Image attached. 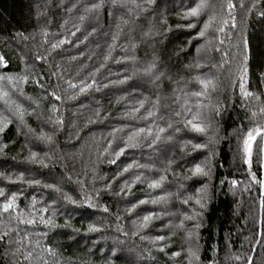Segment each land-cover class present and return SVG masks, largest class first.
<instances>
[{
	"label": "trees",
	"instance_id": "1",
	"mask_svg": "<svg viewBox=\"0 0 264 264\" xmlns=\"http://www.w3.org/2000/svg\"><path fill=\"white\" fill-rule=\"evenodd\" d=\"M197 2L117 0L113 6V0H0V56L7 65L0 75L17 81L0 82L8 93L0 98L5 193L0 204L15 194L23 217L35 221L20 224L0 214V222L18 231L0 241V264H264L259 183L264 138L253 145L251 166L243 153V139L254 126L251 112L264 107V0H232L235 27L229 18L224 32L213 26L199 39L203 24L189 29L195 19L183 18ZM245 38L250 46L245 87L255 94L247 100L237 73ZM61 40L68 43L53 50ZM153 61L156 67L145 74ZM198 76L216 80L212 101L221 108L219 115L213 112L207 135L190 131L175 116L186 103L197 102L190 94L200 90ZM82 82L91 85L84 93L69 87ZM53 92L61 99L49 95ZM16 105L25 109L23 120ZM149 111L156 115L148 117ZM140 128L152 135L145 131L135 147L126 146ZM121 147L126 151L117 159ZM197 164L210 168V177L193 176ZM160 177V187H148ZM201 189L207 193L204 209L195 203ZM161 196L167 199L152 203ZM196 211L201 215L195 220L184 219ZM150 214L155 215L148 226L138 228ZM89 225L99 230L90 232ZM157 236L165 239L153 243ZM190 248L198 258L189 255Z\"/></svg>",
	"mask_w": 264,
	"mask_h": 264
},
{
	"label": "snow or ice",
	"instance_id": "2",
	"mask_svg": "<svg viewBox=\"0 0 264 264\" xmlns=\"http://www.w3.org/2000/svg\"><path fill=\"white\" fill-rule=\"evenodd\" d=\"M116 2L117 0H113V6H116ZM121 6H124L123 4H121ZM103 7V4H93L91 8H85V12L86 13H90L94 10H97L99 8ZM234 4L232 3V0H222V2L220 3H213L212 0H198V2L195 4L194 7H191L189 10H187L184 15L183 18L185 20H189L191 21L193 18L195 19L196 22H189L188 24V28H196L198 26V23H202L203 27L199 30L198 33V37H196L197 39L199 38H205L206 35L208 34L209 30L213 28V26H215V30L218 32H224L225 27L228 26L229 23V18H231L233 20V24L232 27H235V23H234V17L232 16V10L234 9ZM241 7H243V5H241ZM225 9L227 10V15L225 16ZM262 15H264V13H262ZM206 16V19H201V17ZM86 17L85 16H81L80 19L83 21ZM45 36H47V33H44ZM73 35H75V33H73ZM113 39L115 40L116 37H113ZM68 43L67 40H61L59 41V43L56 44H52V49L55 50L56 48H58L61 44H65ZM209 43H211V41H209ZM221 43H223V41H221ZM219 50V49H217ZM199 51V49H198ZM110 56V52L108 56H105V60H107ZM38 60L44 59V57H37ZM250 59V46H249V42L248 40L245 38L243 40V57L242 60L239 62L238 68H237V73H238V80H239V88H240V93L241 96L244 99H249L254 97V93L247 91L245 85L247 84V77H248V62ZM6 62L4 57L0 56V67H6ZM156 67L155 61H153L151 64H149L146 68H145V74H150L152 73L153 69ZM163 75V74H161ZM5 79H7L9 84H13L15 85L17 83V81L15 80L14 77L12 76H8L5 77L3 75H0V82H3ZM22 79H24L25 81H27V77H23ZM156 79H160V77H156ZM196 81L198 82V84L200 85V90L199 91H195L192 92L190 94V97H194L196 99V103L192 104L191 106H189L188 103H186L180 111H176L175 112V116L179 117L182 119L185 127L189 128L190 131H193L197 134H201V135H207L209 129L212 127V114L213 112H215L216 115H219L221 112V108L217 103H213L212 101V93L216 91L217 89V82L213 77H201L198 76L195 78ZM93 83H95V81H93ZM42 87V85H40ZM70 88H79V92L80 93H84L86 91H88L89 88H91L90 84H84L83 82L80 85H76V84H70L69 85ZM50 96H52L55 100H60L61 97L55 95V93H49ZM185 95L189 96V93H187L185 91ZM8 93L7 92H3L2 90H0V98H4L7 97ZM74 98V97H73ZM257 100L260 99V97H255ZM177 99H179V97H177ZM206 101V102H205ZM7 102V101H6ZM140 107H144V102L141 101L140 102ZM15 111H16V115L23 120L24 117V113H25V109L20 106V105H16L15 106ZM139 112V108L133 109V112L131 113L132 116L135 115V113ZM191 115V118H188V115ZM156 114L152 111L148 112V117H153ZM147 118V117H146ZM251 121L253 122L254 126L250 127L245 138L243 139V153L245 156V163L249 164V166H251V158L253 155V145L254 144H259L258 141V137L259 138H264V107H260L258 111H252L251 112V117H250ZM59 123H62V121H60ZM168 127L171 128L172 127V123L168 124ZM4 130V126L0 125V132H2ZM114 131H121V130H114ZM145 131H147V134L149 136L152 135V131L151 129H144V128H140L138 130H136L135 132H133L131 135L128 136L127 141L125 142L126 146L128 147H135L136 146V142L137 139L140 138L142 136L143 133H145ZM177 131H179V129H177ZM165 132L164 128H159V133H163ZM42 139H45L47 141H51L52 137L51 136H42ZM156 139L159 140L160 136L159 134H157ZM169 139H171V137H169ZM208 142L209 143H215V138L213 136H208ZM190 143V142H189ZM193 148L199 149L202 147H206L207 145H201V144H194L192 145ZM112 147L111 142H109L108 145V149H110ZM108 149H105V153L108 152ZM126 151L125 147H121L119 149V151H117L115 153L116 158L118 159L121 155H123V153ZM259 154H260V159H261V168H264V146H260L259 147ZM37 154L33 153L32 154V159L35 160L36 159ZM115 160H109V163H115ZM43 163V162H42ZM45 167H47V165H44ZM125 172L128 171V168L124 169ZM193 176H208L210 177L211 175V169L210 168H206L205 166H202L200 164H197L194 169H191ZM250 175H252L253 177V181L255 182L256 177L255 174L251 173V171L249 172ZM21 180L24 179L23 174H21L20 177ZM137 180H140V177H136ZM164 177H160V180L158 181H153L151 182L148 187L151 189H156L158 187H160L161 182L163 181ZM32 183H36L39 184V181H32ZM223 183V181H222ZM261 188L264 189V179H261L259 181ZM231 184L233 186H235L237 184V181L233 180L231 181ZM47 187H54L53 185H48ZM110 187V186H109ZM125 187H127V185H125ZM55 191L59 192L60 189L59 188H54ZM5 193L2 189H0V197H4ZM198 198L195 199V203L197 205H199L200 209H204L206 207L205 201L207 200V193L204 189H201L200 192L197 194ZM66 199L69 200V202L75 204L76 201L72 200L71 197H66ZM167 197L165 196H161L158 197L156 200H153L152 203H157L160 201H164L166 200ZM192 199V197H189L188 199L183 200L184 204H188L189 201ZM17 197L15 194H13L10 198H6V201L3 204H0V214H8L10 221L12 220H16L18 223L20 224H27V225H31L34 224L35 221L33 219H25L23 217V213H21L18 210V206H17ZM147 201H140L141 204L146 203ZM91 203L89 202V207H91ZM135 207V206H133ZM261 208L264 209V196H262L261 198ZM43 211H47V209H43ZM105 212L108 211L107 208L104 209ZM12 213H16L15 216L12 215ZM155 214H150V215H146L143 217V222L138 226V228H146L148 226V222L152 220L153 216ZM201 215L200 212L196 211L194 212L193 215H186L184 217L185 220H195L197 218V216ZM135 223V222H134ZM180 227H183V222H181ZM197 227H199V224H197ZM90 232L92 231H98L99 229L96 228L94 225H89V229ZM17 231V229L12 228V227H8L6 225H4L2 222H0V241H2L5 237H7L11 232ZM76 231H78V229H76ZM18 234V231H17ZM126 234V233H125ZM142 239L144 237H141ZM25 239H27V237H25ZM165 239L164 236H157L155 241H153V243H156L157 241H163ZM22 241H16V243H21ZM37 246H39L37 244ZM19 250V249H18ZM46 251L49 254H54L53 249L51 248H47ZM160 251H164L163 248L160 249ZM33 255V253L31 251L28 252L27 257L26 258H31ZM113 255H115V252L113 253ZM174 256L179 255V253H173ZM189 255L192 256L194 259L198 258L197 257V252L192 250L191 248L189 249ZM44 264H47V261H44ZM249 264H251V261L249 262Z\"/></svg>",
	"mask_w": 264,
	"mask_h": 264
}]
</instances>
